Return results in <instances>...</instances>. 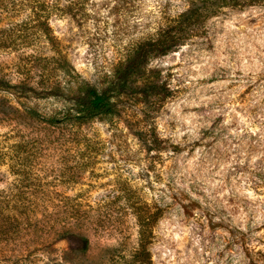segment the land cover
Masks as SVG:
<instances>
[{
	"label": "rangeland",
	"instance_id": "obj_1",
	"mask_svg": "<svg viewBox=\"0 0 264 264\" xmlns=\"http://www.w3.org/2000/svg\"><path fill=\"white\" fill-rule=\"evenodd\" d=\"M42 2L0 0V264H135L139 213L152 264H264V4L211 18L84 118L86 88L109 93L182 6Z\"/></svg>",
	"mask_w": 264,
	"mask_h": 264
},
{
	"label": "trees",
	"instance_id": "obj_2",
	"mask_svg": "<svg viewBox=\"0 0 264 264\" xmlns=\"http://www.w3.org/2000/svg\"><path fill=\"white\" fill-rule=\"evenodd\" d=\"M45 1L43 0L42 3H39L41 10L48 6ZM176 1L180 3V8L182 6V9L176 15H171L167 13L168 9L164 7L160 18L154 23V33L144 34L129 51L127 57L116 65V80L112 83L113 85L109 93H101L92 87L86 88L82 103H80L83 108L81 112H84L82 113L85 116L84 118H95L103 114L114 113L117 110V104L111 98L113 91L124 93L123 90L129 87L130 80L137 76L140 71H143L144 75L145 71H150L147 65L152 60L178 52L190 39L204 30L206 22L211 18L220 16L227 9L240 10L264 4V0ZM71 9V6H66L62 9V12H70ZM149 85L156 89L161 87V84L151 81H149ZM10 86L11 88H16V86L11 84ZM7 212L8 209L0 204L1 220L6 219L5 214ZM136 216L140 229L139 248L135 255V264H152L148 245L153 234L150 227L155 219V215L147 217L139 213Z\"/></svg>",
	"mask_w": 264,
	"mask_h": 264
}]
</instances>
